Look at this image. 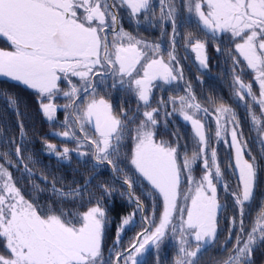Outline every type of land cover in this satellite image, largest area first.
I'll list each match as a JSON object with an SVG mask.
<instances>
[{
	"label": "snow or ice",
	"instance_id": "obj_1",
	"mask_svg": "<svg viewBox=\"0 0 264 264\" xmlns=\"http://www.w3.org/2000/svg\"><path fill=\"white\" fill-rule=\"evenodd\" d=\"M159 6L161 37L166 26H171L166 55L160 42L139 38L121 23L124 12L137 25L143 18L156 26L152 0H0V38L8 45L0 48V77L34 90L42 114L50 123L62 109L64 130L53 135L76 145L72 149L59 148L45 138V153L68 161L74 152L81 162H91L97 174L105 167L113 174L123 173L120 150L128 139L132 142L129 163L138 174L123 173L126 188L120 195H126L135 208L120 216L115 241L105 259L104 231L111 223L106 201L118 189L101 182L95 186L100 193L96 196L89 190L95 176H89L83 184L74 181L75 186L67 188L57 187L59 181L54 178L50 188L57 200L83 202L87 197L89 206L75 214L51 204L42 209L36 200L27 199L10 168L20 171L21 179H31L34 173L25 160L32 161V155H24L27 132L19 119V100L6 94L8 106L18 117L19 136L4 139L7 150L0 151V264H141L138 257L150 247L158 254L169 237L177 246L174 264H198L199 254L219 243L218 213L224 207L217 189L223 172L217 151L210 146L211 130L206 128L204 117L214 119L217 140L230 127L231 141L225 143L234 149L239 181L236 190L223 185L233 197L238 216L230 218L228 235L221 245L227 256L218 264H252L256 246L264 242V205L251 227L246 228L245 209L254 199L258 164L235 110L209 98V103L215 105L214 112H210L196 99L190 84L184 95H170L167 100L161 97L156 107L151 105L157 82L170 85L183 80L176 45L178 24L186 21L179 19L175 0H159ZM182 7L187 22L194 23L208 39L228 37L230 47L221 49L217 44L216 51H226L232 61L234 96L247 111L264 157V0H183ZM183 39L185 47L196 53L200 66L206 68L207 40L191 31ZM246 71L252 73V81L247 83L243 79ZM62 81L67 88L61 87ZM253 82L258 85V94ZM99 86L133 93L138 102L136 113L130 115L124 108L114 112L109 100L99 95ZM58 96L68 102L55 103ZM161 112L165 127L167 117L173 114L190 123L195 138L191 156L187 150L180 152L179 137L175 145L157 139ZM198 164L202 172L197 178L193 173ZM141 178L162 197L158 222L155 206L149 217L133 190ZM43 179L48 183L47 177ZM32 187L33 191H44L38 184ZM137 213L146 226L127 248H121V235L135 223ZM229 241L231 248L227 247Z\"/></svg>",
	"mask_w": 264,
	"mask_h": 264
},
{
	"label": "trees",
	"instance_id": "obj_2",
	"mask_svg": "<svg viewBox=\"0 0 264 264\" xmlns=\"http://www.w3.org/2000/svg\"><path fill=\"white\" fill-rule=\"evenodd\" d=\"M175 2L179 7V19L186 21L183 25L178 24L179 35L177 36L176 45L177 54L182 56L180 58L186 59V64L184 65L188 67L186 69L185 77L188 83L192 85L196 99L201 104L213 108L215 105L209 103V98H211L216 104L223 102L231 106L235 112H237L244 133V139L249 144L252 154L257 157V164L260 166L258 169L259 173L257 175L254 199L245 209V226L246 228H250L253 221L257 218L262 205H264V157H261V146L258 143L257 133L252 130L253 126L248 118L247 111L243 104L237 103L234 96L232 87V61L228 57L226 51L220 53L216 51L217 44H219L221 49H228L230 47L229 40L227 36H224L221 40L217 41L208 39L194 23L187 22L186 11L182 7L183 0H175ZM152 5L155 11L156 26L148 23L145 28L144 25L143 27H140L134 22H129L130 26L128 28L139 38H143L150 42H160L163 43L164 46L170 47L169 36L171 33V26H166V33L161 37V27L158 20L160 14L159 0H152ZM189 31L193 32L196 37L202 40H207L208 61L206 69H201L199 67L197 62L193 59V56L189 54V48L185 47L183 37ZM7 46V42L1 38L0 47L6 48ZM189 59L195 61V63H191L190 67L189 64L187 65ZM243 79L246 82L252 81V73L246 71ZM109 82L110 80L108 83ZM177 86V83L174 85H160V83H158V87L154 89L151 98L152 107L157 106V101L161 97L167 100L168 97L166 94L171 93L173 96L181 94L180 90L182 89L177 90ZM61 87L66 88V85L61 82ZM253 88L257 89L255 83ZM98 91L100 96L109 100L113 106L114 112L119 113L120 109L124 108L128 110L130 115L136 113L138 102L133 93L122 91L120 89L113 90L110 88H104L103 86H99ZM6 94L14 95L19 100V108L22 113L19 119L23 121L27 132L26 152L24 155H32V161L25 160L34 173L31 179L27 177L21 179V172L17 171L15 168H10L15 177L17 186L21 188L27 199L36 200L42 209H46L51 204L54 207L62 208L65 211L72 212L75 208L84 211L89 206L87 203V197H85L83 202L57 200L51 194V181L55 178L59 181L57 187L67 188L68 186H75L73 184L74 181L83 184L86 178L89 176H95V179L92 180V183L89 186V190L94 192L96 196H99L100 193L95 186L101 182L113 184L116 189H118V191L113 194L111 200L106 201V206L109 209L111 219V223L107 224L105 227L103 240V253L105 259H107L109 256V249L112 248L116 238V225L119 223L120 216L131 213L135 208V204L130 203L126 195H120L121 192H125L126 188V186L122 184L123 173L136 176L128 159L132 148V142L125 139L120 150L121 156L119 166L123 169V173L118 172L113 174L110 168L105 167L97 174L93 171L91 162H81L80 158H78L74 152L70 153V160H58L54 155H48L45 153L43 139L46 138L50 143L56 144L59 148L64 146H67L70 149L75 148L76 145L73 141L53 135V132L64 130L61 127V123L59 124V121L63 120L65 112L62 109L59 110V117L50 123L42 114L38 97L34 90L29 89L18 82L12 81L9 78L0 77V128L3 129V135L0 136V151L7 150V146L2 142L4 139L12 137L18 138L19 136V127L17 123L18 117L15 114V111L8 106ZM67 102L66 98L62 96H58L55 99V103L59 105ZM142 111L143 108H141V112ZM168 111H170V105L168 106ZM158 119H160L161 123L158 128L157 139H162L175 145L177 143V137H179L178 143L180 152L183 153L187 150L188 155L191 156L192 150L195 147V138L192 128L180 119L178 114H173L172 116L167 117L166 127L164 124L165 117L163 112L160 113ZM208 129L211 130V142L214 144L215 127L213 124H208ZM173 133L176 135L174 136ZM217 153L223 176L232 183L230 189L237 188L239 184L238 175L235 170H232L229 166L231 165L234 167L233 157L230 155L229 149H227L225 145H219ZM11 158L13 161L16 160L14 154ZM201 172L202 168L198 164L194 168V174L198 178L201 175ZM43 177H47L48 183H45ZM33 184H38L40 188L44 189V191H33ZM183 188L184 184L182 183V189ZM217 189L219 202L224 206L218 213L219 243L213 247L206 248L201 254H199L198 264H218V261L226 258L227 253L222 251L221 245L228 235L230 218L238 216V209L234 205L233 197L229 192L225 191L223 185L219 182L217 184ZM133 190L135 195L139 196L143 202L146 214L149 217L153 215V206H155V200L157 201L155 216L156 220H158L159 212L161 210L159 197L153 198L150 195H147L140 183H137ZM135 218L137 219L136 223L126 227L121 235V248H127L136 235L141 232L140 227H142L145 222H142L139 213L135 215ZM2 244L3 242L0 241V251L3 250ZM231 246L232 241H229L227 247L231 248ZM176 255L177 246L171 237H169L161 245L158 254L154 247H150L142 257H138V260H140L141 264H157V262L158 264H174ZM252 264H264V242L259 243L255 248V251L252 254Z\"/></svg>",
	"mask_w": 264,
	"mask_h": 264
},
{
	"label": "rangeland",
	"instance_id": "obj_3",
	"mask_svg": "<svg viewBox=\"0 0 264 264\" xmlns=\"http://www.w3.org/2000/svg\"><path fill=\"white\" fill-rule=\"evenodd\" d=\"M177 8H178V12H179V7L177 6ZM186 17H187V13H186ZM181 20V19H180ZM226 36V35H225ZM1 39V38H0ZM0 48H2V47H0ZM162 48H163V46H162ZM165 48L166 49H168L169 47H167V46H165ZM190 52H191V54H192V56H193V59L197 62V64L199 65V67L201 68V69H206V68H202L201 66H200V64H199V61L196 59V53L195 52H193L191 49H190ZM250 72V71H249ZM10 79V78H9ZM73 80H75V79H73ZM245 81V80H244ZM63 82V81H62ZM246 82V81H245ZM175 83H177L178 84V86H177V90H179V89H182V90H180L181 91V94H179V95H184L185 94V87H186V85L187 84H189L188 83V81H187V79L185 78V79H183V80H180V81H177V82H175ZM247 83V82H246ZM255 83V82H254ZM254 83H253V85H254ZM63 84H65L66 85V88H67V84H66V82H63ZM256 86H257V89H254L253 88V90L254 91H256L257 92V94H258V85L256 84ZM191 90H192V92L194 93V91H193V87H192V85H191ZM171 95V93H169V94H166V96L167 97H169ZM173 96V95H172ZM178 96V95H177ZM55 102V101H54ZM203 105V104H202ZM204 107H207V108H209V110H210V112H214V107L212 108V107H208V106H205V105H203ZM178 107V106H177ZM172 110V106L170 105V111ZM255 111H256V113H257V115H259L260 114V109H259V106L257 105V106H255ZM236 114H237V112H236ZM178 116L180 117V119H182V117L178 114ZM238 116V115H237ZM59 117V111L56 113V119ZM205 121H206V128H208V124L210 125V124H213L214 125V127H215V130H216V124H215V121H214V119L213 118H210V117H204L203 118ZM63 120H64V117H63ZM62 120V121H63ZM183 120V119H182ZM62 121H59V124L62 122ZM184 121V120H183ZM185 122V121H184ZM185 123H187L189 126H190V123H188V122H185ZM191 127V126H190ZM215 130H214V144L212 143V144H210V146L211 147H213V148H215L216 149V151H217V149H218V146L219 145H225V147L227 148V149H229V152H230V155L233 157V163H234V165H235V160H234V149H231V148H229L228 147V144H226L225 143V141H228L229 143H230V141H231V135H230V127H229V129L227 130V131H224V132H222V135H221V138L219 139V140H217V138L215 137ZM89 133L91 134V128L89 127ZM257 133V132H256ZM257 137H258V134H257ZM258 139H259V137H258ZM212 141V140H211ZM215 145V146H214ZM248 148H249V144H248ZM250 149V148H249ZM217 158H218V162H219V156H218V153H217ZM233 165V166H234ZM132 167V166H131ZM259 165H258V169H259ZM132 169H133V171H134V173H135V170H134V168L132 167ZM231 169L232 170H235V167H232L231 166ZM11 171V170H10ZM12 172V171H11ZM235 172L237 173V175H238V172L235 170ZM258 173H259V170H258ZM194 174V173H193ZM13 175V174H12ZM135 175L137 176L138 174H136L135 173ZM195 175V174H194ZM258 177V176H257ZM13 178H14V180H15V177L13 176ZM138 183H140L141 185H142V187H143V190H145V192H146V194L147 195H150L151 197H153V198H156V197H159V199H160V208L162 209V197H160L159 196V193L157 192V191H155L154 189H152L151 188V186L148 184V182L147 181H144L142 178L140 179V182H138ZM219 183H221L222 185H224V184H227L228 185V188H229V190L230 191H232V190H236L237 188H234V189H230L231 188V185H232V183H231V181L230 180H228L227 178H225L224 176H223V178L219 181ZM218 184V183H217ZM181 187H182V185H181ZM155 209L157 208V201L155 200ZM79 212H82L81 210H77V208H75V209H73V211H72V213H79ZM153 213V212H152ZM156 213V212H155ZM160 213V212H159ZM140 215V214H139ZM134 220H135V223H136V221H137V219L134 217ZM157 222H158V220H157ZM134 223V224H135ZM143 226L145 227L146 226V222L145 223H143ZM140 227V229H141V231L143 230V228L144 227ZM140 233V232H139ZM137 236V235H136ZM259 245V244H258ZM257 245V246H258ZM256 246V247H257Z\"/></svg>",
	"mask_w": 264,
	"mask_h": 264
},
{
	"label": "flooded vegetation",
	"instance_id": "obj_4",
	"mask_svg": "<svg viewBox=\"0 0 264 264\" xmlns=\"http://www.w3.org/2000/svg\"><path fill=\"white\" fill-rule=\"evenodd\" d=\"M121 16H122V19H121V23H122V25H123V28L126 30V31H128V32H131V30L128 28L129 26H130V24H129V22L131 23L132 21L128 18V16L126 15V13H124V12H122L121 13ZM141 21H142V23H140L139 24V26L140 27H143V25H144V27L146 28L147 27V22L146 21H144L143 20V18H141ZM132 33V32H131ZM133 34V33H132ZM133 35H135V34H133ZM111 38V37H110ZM162 44V46H163V49L165 48V46H164V44L163 43H161ZM190 49L191 48H189V54H191V52H190ZM164 50H166V49H164ZM166 53V52H165ZM192 55V54H191ZM177 56H178V59H179V63H180V67L182 68V71H183V79H185L186 77H185V73H186V69H187V67L188 66H186V65H184V64H186V59H183V58H180V57H182L181 55H179V54H177ZM191 57V56H190ZM183 61H184V63H183ZM195 63V61H193L192 59H189V62H187V65L189 64V67L191 66V63ZM73 79H76V78H73ZM111 83V81L109 82V84ZM157 83H160V82H157ZM175 84V82H173L172 84H170V85H174ZM190 84V83H189Z\"/></svg>",
	"mask_w": 264,
	"mask_h": 264
}]
</instances>
